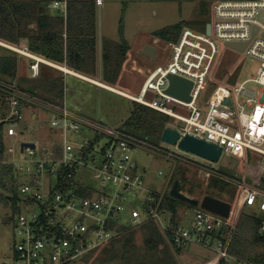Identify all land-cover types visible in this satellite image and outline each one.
<instances>
[{
  "label": "built area",
  "instance_id": "obj_1",
  "mask_svg": "<svg viewBox=\"0 0 264 264\" xmlns=\"http://www.w3.org/2000/svg\"><path fill=\"white\" fill-rule=\"evenodd\" d=\"M55 6L60 7V3ZM263 15L264 0H218L213 5L212 20L209 22L210 35L206 33V27L204 30L184 27L178 40L169 42L170 60L149 70L137 96L113 90L177 119L181 125L175 130L179 132L180 140L191 135L215 144L222 148L221 156L244 159L250 153L258 154L260 158L257 168L255 172L249 171L248 177L254 183L262 185ZM228 43L245 44L243 52L258 65L256 73L240 85H232L230 82L217 84L207 99L206 88L218 61L221 45L226 46ZM6 47L31 59V77H39L41 58L26 47ZM170 75L193 83L190 102L166 93ZM249 83L256 84L258 89L247 87ZM0 91L7 95L9 108L8 114L0 117V141L5 136L16 137L19 133L23 134L26 130V110L35 107L50 113L47 121L50 127L60 131L58 146L61 148L60 156L52 146L38 155L37 143H34L35 148H24L23 151L21 144L20 151L28 157L25 163H21L5 157L7 153L15 152L13 147L7 148L5 143L4 159L0 163L13 164L24 182L19 187L21 201L12 224L15 242L10 264H74L105 247L118 235L113 224L139 226L148 219L157 223L170 244L181 247L192 244L204 246L218 255V264H257L240 260L229 252L231 230L238 222L233 208L228 219L200 206L189 209L186 215L192 218L191 227L174 223V215L161 210L170 183L168 181L162 191L147 189L134 151L143 149L173 158L175 156L124 129L105 126L71 111L66 105L44 100L15 83L0 81ZM149 95L155 98L150 100ZM227 100L230 102L227 103ZM171 107H176L187 115L176 113ZM82 128L97 131L103 136L104 144L100 141L93 149L86 151V147H90L95 138L82 142L68 140L69 132L79 133ZM191 164L198 168V175L206 185L210 184L213 177L224 179L242 191V198L239 200L242 208L256 207L258 213L264 214L263 189L248 185L245 180L228 178L203 166ZM83 166L92 169L94 180L99 185L87 187L81 192L76 176ZM29 205L36 206L38 212H31ZM225 230L226 235L221 237L220 233ZM260 233L264 235V221L261 223Z\"/></svg>",
  "mask_w": 264,
  "mask_h": 264
},
{
  "label": "rangeland",
  "instance_id": "obj_2",
  "mask_svg": "<svg viewBox=\"0 0 264 264\" xmlns=\"http://www.w3.org/2000/svg\"><path fill=\"white\" fill-rule=\"evenodd\" d=\"M213 4L214 0H103L102 5L100 4L99 6L98 4V17L103 34L115 41H120L119 31L122 22L124 38L130 46L131 55H128L122 70L124 73V76H122L123 82L118 85L116 84V87L129 95L137 96L143 82V76L137 71V66L133 62L137 59L138 62L140 61V63L150 68H156L167 63L171 57L169 42L156 38L154 33L179 22L194 21L202 17L211 21ZM196 29L201 30L199 27ZM146 45L153 46L157 49L156 60L139 54V51ZM6 54L9 56L14 55V53L0 45V57ZM16 57L19 73L22 72L24 73L23 76H26L18 81L20 83L18 86L23 87L25 85L23 83L24 79L31 80L30 76L32 71L30 69V63L32 60L19 54ZM257 67V63L249 58L246 52H240L221 45V52L211 75L209 85L206 88L205 97L208 99L215 88L214 86L219 83L230 82L232 85L242 84L255 75ZM0 81L9 83L14 81V79L4 77L0 71ZM67 81L69 90L66 98V106L70 110L83 114L105 126L125 128L124 123L130 116L133 104L136 101L116 92L98 87L85 80L68 76ZM25 86L28 87L29 85ZM247 87L258 89V86L254 83L247 84ZM153 98L155 96L149 95L148 99L151 100ZM1 100L3 103L6 101L5 99ZM6 107H8V100ZM34 108L31 110H34ZM171 108L176 113L186 114L176 107ZM43 111L45 110H38L39 116L43 114ZM26 115L28 128L24 133H19L16 137L5 136L4 138L6 147H13L15 149L14 153H7L5 157L13 158L21 163H25L28 159L27 155L20 151V145L22 143H33L37 141L38 155H40L47 147L43 146L41 141L47 142L60 139V131L50 127L48 122H37L36 119L40 117H33L27 110ZM43 116L45 117V114ZM50 116L48 114V117ZM41 120L44 121L43 119ZM180 125L181 123L177 119L167 116L166 126L168 128L177 129ZM49 128L57 133H53L51 130L48 131ZM97 135H99L98 132L93 129L82 128L79 133L69 132L67 138L70 141L82 142L85 139L95 138ZM100 140L101 144H104V140ZM149 142L162 151L175 156L173 158L165 154L153 153L143 149H136L134 151V157L143 174L146 188L149 190L162 191L169 181L170 185L167 193H170L175 180L180 179L183 186L185 185V193L191 187L194 192L193 196L187 194L193 198L202 199L208 191L209 185H206L205 181L199 177L198 168L191 163L208 168L218 175L242 181L245 180L248 185L256 186L264 190V185L254 183L248 177L249 171L255 172V168H257L260 156L256 153H250L244 159L237 156L222 155L219 162L210 163L194 154L185 153L176 146L164 143L161 138L150 140ZM159 172L163 174L160 175ZM14 173L16 176L17 170L15 166ZM16 180H19L18 175ZM76 183L82 188L81 191H85L88 189L87 187H97L99 185V182L97 183L94 180L92 169L85 166L81 167L78 171ZM234 188L236 189L233 199L228 197V195H223V198L228 202L230 201V203H234L235 211H237L241 208L239 200L240 197L242 198V191L240 192L239 188L235 186ZM0 194L6 195V192L1 189V184ZM29 207L31 212H38L36 206L29 205ZM249 209L257 212L256 207H249ZM26 211L25 213L27 214ZM246 211L248 212V210ZM10 215V206H6L0 201V264H10L12 262V247L15 242L14 228L11 224H6L5 222L6 218ZM230 219H233V217ZM143 240L144 237L141 231L136 230L134 242L139 249L143 247ZM100 255L101 250H97L91 258L80 259L74 264H92L94 259ZM175 257L179 264H218L219 262L218 255L213 250L197 244H192L186 248L178 247Z\"/></svg>",
  "mask_w": 264,
  "mask_h": 264
},
{
  "label": "trees",
  "instance_id": "obj_3",
  "mask_svg": "<svg viewBox=\"0 0 264 264\" xmlns=\"http://www.w3.org/2000/svg\"><path fill=\"white\" fill-rule=\"evenodd\" d=\"M216 1L218 0H214V3ZM97 13L96 0H69L65 17L58 12L52 16L49 4L44 1L0 0V40L17 46L25 41L29 49L51 61L66 63L79 72L96 76L98 71ZM209 22V19L203 17L194 21L179 22L156 31L154 35L156 38L174 42L178 40L184 27H199L204 30ZM31 25H35V28H31ZM119 33V42L104 40L102 47L103 80L112 85L116 84L130 49L124 38L122 22ZM64 34H66L67 40L64 39ZM14 55L0 57L1 73L13 79L16 77L18 65L17 55ZM24 82L34 87H20L29 93L36 95L35 88H44L51 94L64 98L65 83L62 78L45 80L31 77V80L24 79ZM6 98L5 93L0 91V117L6 116L9 111V108L6 107ZM1 99L6 101L3 103ZM166 123L167 115L134 102L123 129L150 141L161 138L164 130L168 128ZM102 138V135H97L90 147H86L85 150L93 149ZM58 140L50 142L60 156L61 148L58 146ZM0 144V160H3L5 150L3 137ZM17 175L18 181L16 180ZM17 175L15 176L13 164L0 163L1 189L7 195L0 194V201L11 208V215L5 220L6 224L11 225L21 201L19 187L24 183L21 173L19 172ZM60 180L63 181L62 177ZM181 185L185 190V185L183 186L182 182ZM234 186L224 179L213 177L205 195L227 201L223 195H228L233 199L236 189ZM186 192L192 196L194 194L191 187ZM189 209H197V206L172 197L170 193L164 196L161 204V210L164 213L174 215V223H183L191 227L192 218L185 217L186 211ZM263 221L264 214L251 211L247 206L243 207L236 226L231 230L232 238L229 245L231 255L240 260L264 264V235L260 233V226ZM112 227L117 228L118 235L112 238L108 245L100 249L101 255L94 259L92 264H179L175 253L177 248L181 246L167 242L153 219L145 220L139 226L113 224ZM136 230H140L144 237L143 247L140 249L134 242ZM226 233L227 230L220 233V236H225ZM94 252L86 255L83 259L91 258Z\"/></svg>",
  "mask_w": 264,
  "mask_h": 264
},
{
  "label": "crops",
  "instance_id": "obj_4",
  "mask_svg": "<svg viewBox=\"0 0 264 264\" xmlns=\"http://www.w3.org/2000/svg\"><path fill=\"white\" fill-rule=\"evenodd\" d=\"M15 1H44V2H47L51 8V11H52V16L56 15V13L58 12L60 15L62 16H66V13H67V3L69 0H54V2H52V0H15ZM97 2V8H98V4L100 6V4L102 5L103 4V0H96ZM56 3H60V7H56ZM58 14V15H59ZM31 28H35V25H31ZM120 34V33H119ZM64 39L67 40V37H66V34L63 35ZM104 40H111V41H114V42H119V41H115L111 38H108L106 37L103 32H102V27L100 26V21H99V17H98V13H97V33H96V45H97V53H98V60H97V75L96 76H93V75H89V74H85V73H82V72H79L71 67H69L66 63H59V62H54V61H51L49 59H47L46 57H44L43 55L39 54V53H36L34 51H32L31 49H29L28 45L25 43V41H23L22 43H20L18 45V47H23V48H28V50L35 54L36 56H38L39 58L42 59V63L40 64V75L38 78L40 79H45V80H49V79H52V78H62L64 83H65V95H64V98H60V97H57L55 94H51L48 90L44 89V88H35L34 91L36 92V95H38L39 97L43 98L44 100H47V101H50V102H53V103H56V104H64V105H67V102H66V98H67V95H68V90H69V86H68V76L70 77H73V78H77V79H81V80H85L91 84H94L98 87H101V88H104V89H107L109 91H113L114 90H118V91H121V89L119 90L118 87H116V84L118 85L119 83H122V76H124V73L121 72L116 84L112 85V84H109V83H106L104 80H103V76H102V60H101V57H102V47H103V41ZM126 40V39H125ZM1 46L8 49L6 46L7 45H11L7 42H4V41H1ZM17 46V45H15ZM130 47V46H129ZM9 50V49H8ZM142 50V49H141ZM10 52L14 53L15 55H17V53L9 50ZM140 52V51H139ZM129 54H130V49H129ZM20 55V54H19ZM131 55V54H130ZM3 56H8L7 54L6 55H3ZM23 56V55H22ZM25 57V56H24ZM133 63L136 64L137 66V71L140 72V74L143 76V82L141 84V87L146 79V76L149 72L150 67H148L147 65L145 64H142L140 63V61L138 62V60L136 59V61H134ZM141 65V66H140ZM24 73H19L18 71V65H17V74H16V77L14 78V81L12 82H9V83H15V84H19L20 83L18 81H20L19 79H23L25 78L26 76H23ZM4 77L7 78V76L3 75ZM31 78V76H30ZM95 81V82H94ZM100 82L102 85H99L97 84L96 82ZM23 82V81H22ZM25 85H28L27 83L23 82ZM23 86V88H34L33 86ZM22 86V85H21ZM140 87V89H141ZM118 88V89H116ZM114 92V91H113ZM123 93H126L124 91H121ZM140 92V91H139ZM128 94V93H126ZM133 96V95H132ZM136 96V95H135ZM64 102V103H63ZM31 108H28L27 111L31 113V115L33 117H40L41 119H43L44 121H42L40 118L36 119V121H41V122H48V114H50L48 111H43L42 113L45 114V117L43 116V114L41 116H39V112L38 110H42V109H37V108H34V110H31ZM73 112H75L74 110H71ZM77 113V112H75ZM80 114V113H78ZM83 115V114H81ZM27 116V115H26ZM85 116V115H83ZM87 117V116H86ZM89 118V117H88ZM40 119V120H39ZM24 127L25 129L28 128V120L25 119V122H24ZM51 129L49 128L48 131H50ZM53 133H57L53 130H51ZM59 141V140H58ZM42 142V145L43 146H47L46 148L50 147L52 145V141H41ZM60 142V141H59ZM32 143V142H31ZM33 143H37L36 142H33ZM232 204V208L235 210V207H234V203H231ZM241 207V206H240ZM243 208L241 207L239 210L236 211V213H238L237 215V221L239 220L240 218V215H241V212H242ZM239 211V212H238ZM187 215H185L186 217ZM189 217V216H187ZM192 223V222H191ZM187 226V225H186ZM6 264V263H4Z\"/></svg>",
  "mask_w": 264,
  "mask_h": 264
},
{
  "label": "water",
  "instance_id": "obj_5",
  "mask_svg": "<svg viewBox=\"0 0 264 264\" xmlns=\"http://www.w3.org/2000/svg\"><path fill=\"white\" fill-rule=\"evenodd\" d=\"M262 19L264 20V15ZM254 31L256 32L257 28H255ZM206 33L208 35L211 34L210 23L206 25ZM226 46L240 52H243L245 48V44L238 43H228ZM156 52L157 49L155 47L146 45L142 50H140L139 54L147 56L152 60H156ZM168 79L170 83L168 89L166 90V93L168 95L178 98L187 103L192 100L191 90L193 87V83L191 81L175 75H170ZM226 102L229 103L230 101L227 100ZM161 140L169 145L177 146L185 153L194 154L210 163H217L221 158V147L215 144L208 143L191 135H186L180 140V134L175 129H165L161 136ZM24 148L33 149L35 148V144L24 142L21 145V151H23ZM170 195L194 206H200L202 209L210 211L223 218L228 219L230 217L232 210V204L230 202L215 198L210 195H205L201 200L193 198L183 191L181 182L178 179L175 180L170 190Z\"/></svg>",
  "mask_w": 264,
  "mask_h": 264
},
{
  "label": "bare ground",
  "instance_id": "obj_6",
  "mask_svg": "<svg viewBox=\"0 0 264 264\" xmlns=\"http://www.w3.org/2000/svg\"><path fill=\"white\" fill-rule=\"evenodd\" d=\"M0 44H1V42H0ZM94 82H95V81H94ZM96 83L99 84V85H102V84H101L100 82H98V81H97ZM102 86H103V85H102ZM113 90H114V89H113ZM117 91H118V90H117Z\"/></svg>",
  "mask_w": 264,
  "mask_h": 264
}]
</instances>
